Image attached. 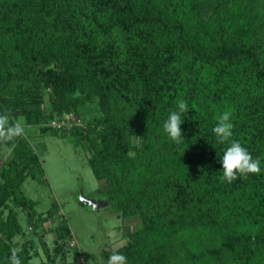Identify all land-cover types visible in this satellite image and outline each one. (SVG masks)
<instances>
[{"label":"trees","instance_id":"16d2710c","mask_svg":"<svg viewBox=\"0 0 264 264\" xmlns=\"http://www.w3.org/2000/svg\"><path fill=\"white\" fill-rule=\"evenodd\" d=\"M43 78L58 113L98 101L101 117L71 133L90 138L107 202L141 222L140 239L117 250L128 264H264V0H0V94L35 98ZM181 99L175 143L162 125ZM225 111L232 139L261 161L232 183L219 179L229 144L212 132ZM1 176L0 202L32 222L36 201L20 186L43 168L25 138ZM21 232L12 208L0 215V264ZM54 233L62 249L68 223ZM18 255L36 264L26 242Z\"/></svg>","mask_w":264,"mask_h":264},{"label":"rangeland","instance_id":"374dc122","mask_svg":"<svg viewBox=\"0 0 264 264\" xmlns=\"http://www.w3.org/2000/svg\"><path fill=\"white\" fill-rule=\"evenodd\" d=\"M54 87L55 81L43 78L35 98L0 94V103L10 115L24 118L27 135L23 138L38 155L43 168L40 180L26 178L20 186L22 195L36 201L33 221L27 220V210L11 200L6 201L7 206L0 202V215L4 219L9 208L16 212L22 232L9 242L13 249L26 242L31 261L36 264H49L50 258L55 264H106L109 253L140 239L137 229L141 222L137 217H121L107 202L108 184L95 178L91 169L90 138L74 139L71 133L73 127L93 124L101 117L97 99L72 104L69 111L58 113ZM68 101L73 103V98ZM52 109V119L42 116ZM53 119L61 126L51 124ZM14 143L10 151H0V186L4 183L1 173L12 157ZM48 211L53 212L49 215ZM61 219L68 223L71 235L59 249L54 227Z\"/></svg>","mask_w":264,"mask_h":264},{"label":"clouds","instance_id":"9594fccd","mask_svg":"<svg viewBox=\"0 0 264 264\" xmlns=\"http://www.w3.org/2000/svg\"><path fill=\"white\" fill-rule=\"evenodd\" d=\"M177 111H172L164 121L162 127L168 137L175 143L183 141L181 124L182 117L188 112L186 100L177 101ZM233 124L231 113L225 111L217 120L212 132L220 144L228 143L229 146L223 151L221 165L222 176L219 179L223 182L232 183L240 177H247L248 174H258L261 171L259 158H253L249 151L233 137ZM26 122L23 117L13 118L5 110L0 113V151H10V146L19 138L26 137ZM19 249H12L8 258L9 264H22L18 255ZM106 264H128L127 257L119 251H113L108 257Z\"/></svg>","mask_w":264,"mask_h":264},{"label":"built area","instance_id":"2783aa9c","mask_svg":"<svg viewBox=\"0 0 264 264\" xmlns=\"http://www.w3.org/2000/svg\"><path fill=\"white\" fill-rule=\"evenodd\" d=\"M51 124L56 125V127H60L61 126L59 123L56 122L55 119H53V121L51 122Z\"/></svg>","mask_w":264,"mask_h":264}]
</instances>
